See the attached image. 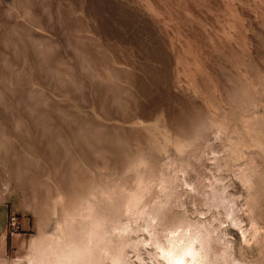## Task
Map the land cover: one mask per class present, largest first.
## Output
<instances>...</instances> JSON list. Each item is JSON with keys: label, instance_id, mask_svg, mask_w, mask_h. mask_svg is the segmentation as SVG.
Instances as JSON below:
<instances>
[{"label": "rangeland", "instance_id": "374dc122", "mask_svg": "<svg viewBox=\"0 0 264 264\" xmlns=\"http://www.w3.org/2000/svg\"><path fill=\"white\" fill-rule=\"evenodd\" d=\"M91 220L96 264L187 227L235 258L197 264H264V0H0V264Z\"/></svg>", "mask_w": 264, "mask_h": 264}, {"label": "bare ground", "instance_id": "6f19581e", "mask_svg": "<svg viewBox=\"0 0 264 264\" xmlns=\"http://www.w3.org/2000/svg\"><path fill=\"white\" fill-rule=\"evenodd\" d=\"M223 188H220L219 185L214 186L210 198L213 203H215L217 206L224 207L227 210V212L230 215H232L234 204L231 203L233 205L232 207L229 200H227L228 197H226L227 195L225 194L227 192H225V189L223 190ZM233 219H235L234 216ZM91 224H92V220H91ZM100 224H101L100 222H94L92 224L93 226L91 227L93 228L91 229L90 227L92 231L89 229L92 233L90 236L87 235L89 239H87L88 241L86 242V244L82 246L76 243H70L69 241L64 242V239L62 240L61 237L57 238L58 236H56L57 239H52L43 244H40L37 251H35L34 248L35 252L32 251L33 254H31L28 258L26 257L28 259L27 264H96L98 258L102 256V253H104L105 257H108L110 252L112 251V249L109 248V244L111 242L110 243L107 242L108 241L107 232L105 231L107 237L104 236L105 234H103L104 231L102 228L105 227L106 230L107 228L106 226H101L102 224L101 225ZM89 230L86 231L88 232ZM70 232L71 231H68V233ZM81 241L82 240H80V242ZM220 241H222V243L225 244V248H223L222 251H218L215 247L217 245L215 242L217 243L219 242L218 244L220 245L221 244ZM196 242H200L201 245V248L199 247L198 252L196 250L197 248H195ZM170 243H172V246L175 248L184 247L183 251L182 252L180 251V253H178L179 255H175V257L174 256L170 257V260L172 258L173 261L171 264H193V262L197 264L196 260H198L197 259L198 255L204 258L203 261L205 260V258L208 259L210 257L211 259L213 257L215 261L223 260L227 263L235 261V258L233 257V251L231 249V246L229 245L230 244L229 241H226L224 235H219V233H217V231L212 230V228L211 230H206L205 232L198 228H191V227L182 228L181 230L177 231V234H172ZM188 255L191 258L192 261L191 263L186 258ZM98 262L100 264V261ZM102 263L104 264V261ZM18 264H22V263H18ZM118 264H120V261H118Z\"/></svg>", "mask_w": 264, "mask_h": 264}]
</instances>
